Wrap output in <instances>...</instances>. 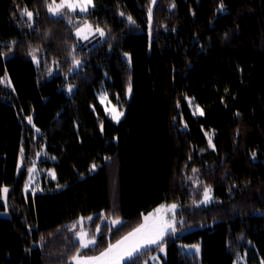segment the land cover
<instances>
[{
  "label": "trees",
  "instance_id": "1",
  "mask_svg": "<svg viewBox=\"0 0 264 264\" xmlns=\"http://www.w3.org/2000/svg\"><path fill=\"white\" fill-rule=\"evenodd\" d=\"M48 1L0 0V264H71L63 228L81 218L99 228L82 254H98L162 203L178 205L176 230L123 264L264 261V0H93L73 28ZM83 23L102 37L79 42ZM42 150L56 180L25 194L18 164Z\"/></svg>",
  "mask_w": 264,
  "mask_h": 264
},
{
  "label": "rangeland",
  "instance_id": "2",
  "mask_svg": "<svg viewBox=\"0 0 264 264\" xmlns=\"http://www.w3.org/2000/svg\"><path fill=\"white\" fill-rule=\"evenodd\" d=\"M153 3V0H152ZM93 0H49L46 5V11L52 19H63L62 24L66 23L68 27L73 28L76 22V15H85L90 9L93 8ZM26 20L31 22L33 18L27 13H24ZM74 37L79 42H87L94 37H102V30L99 28H92L87 23L79 25L76 29H72ZM29 56L34 57L36 54L42 52V47L39 45H31L27 48ZM70 91L71 88L68 87ZM99 102L103 105L107 115L114 121L118 122L124 115V111L121 106L116 105L111 99L107 90L102 89L98 92ZM189 106L195 116H200L202 110L195 103L194 99L188 98ZM211 145L212 133L206 132ZM50 160L48 156L42 150L32 158L25 160V155L22 154V158L18 164L20 171L26 172V181L23 192L37 193L42 190H48L51 182H55L56 176L50 168H46L43 164ZM187 180L184 184L189 189L199 186L197 181L200 176L203 175L200 169H188V172L182 174ZM203 177V176H202ZM185 181V180H184ZM183 185V186H184ZM194 186V187H193ZM200 187V186H199ZM204 189L202 193L199 191L198 196H202V200L199 202V206L207 205L212 201V196L209 188ZM2 201L4 204H8L10 208V200L8 199V189H2ZM9 208H6L5 212H1L0 216L5 217L9 213ZM178 205L175 203H162L156 206L148 213L142 215L140 225L126 233L117 241L109 245L104 251L95 254H82L83 251L95 245L96 236L99 228H97L94 235L90 234L85 228V222L90 223V218L79 219L76 223L66 225L63 230L66 234L74 233L75 239L78 242V251L70 260L71 264H123L125 261L133 258L142 251L157 246L162 243L169 233H173L176 230L177 222L179 221ZM105 216H103L104 218ZM111 223H118L119 221L108 220ZM91 224V223H90ZM185 250L195 252L196 249L186 247ZM165 248L163 247L158 254L164 255ZM149 264H161L158 259V255L150 257ZM235 264H264L263 260L254 258L249 260L246 253H242L236 256Z\"/></svg>",
  "mask_w": 264,
  "mask_h": 264
}]
</instances>
